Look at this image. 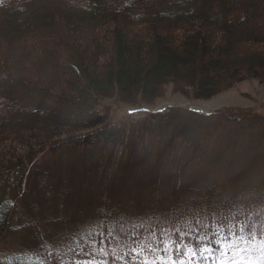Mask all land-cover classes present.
Returning a JSON list of instances; mask_svg holds the SVG:
<instances>
[{
	"label": "trees",
	"instance_id": "16d2710c",
	"mask_svg": "<svg viewBox=\"0 0 264 264\" xmlns=\"http://www.w3.org/2000/svg\"><path fill=\"white\" fill-rule=\"evenodd\" d=\"M249 78L264 86V0H0V240L26 245L0 264L202 262L264 237V114L168 105L116 120L102 102L153 103L168 86L209 100ZM106 146L73 186L36 169L45 154ZM121 173L133 193L108 214V197L126 198ZM78 189L94 224L46 235L58 221L46 199L79 205Z\"/></svg>",
	"mask_w": 264,
	"mask_h": 264
},
{
	"label": "rangeland",
	"instance_id": "374dc122",
	"mask_svg": "<svg viewBox=\"0 0 264 264\" xmlns=\"http://www.w3.org/2000/svg\"><path fill=\"white\" fill-rule=\"evenodd\" d=\"M102 102L110 107L111 117L114 119H120L122 116H129L138 118L146 110L161 109L168 105H181L185 107H192L197 110L205 112H211L220 107L232 106L251 108L255 112L264 114V86L256 79L249 78L242 80L234 86L220 92L216 96L209 100H199L183 96L179 92H174L170 86L166 88L164 95L155 100L153 103H136L125 104L121 103L117 96H111L105 98ZM92 149V150H90ZM95 149V150H94ZM111 147H79V148H64L52 154H45L42 156L36 169L42 176H47L48 171L66 175V182L68 186H73L80 174L95 162L101 155H107ZM114 150V148H113ZM254 160V161H253ZM247 161V159H244ZM254 166L258 165L260 161L258 159H252ZM251 164V165H252ZM241 171H247L248 167L244 163L240 166H236ZM215 170V168L213 169ZM213 170L207 172L209 176L219 178V174H214ZM119 179L118 186L116 187L120 200L115 196L108 197L106 206L107 213L111 214L116 208L115 212H121L125 210L124 200L129 202L128 195L125 191L133 193V184L126 175L123 173L118 174L116 180ZM61 183V181H58ZM124 189V190H123ZM141 190V189H140ZM139 188L138 193H141ZM78 197L81 199V204L77 205L76 199L72 193L63 194L62 198L56 202L54 199L49 198L45 206L41 210L43 214L50 215L56 221L50 227L46 226L44 233L50 234V237L66 235L68 238H77L79 235L86 233L88 225H93L95 222V212L98 210L94 206L87 204V191L85 189H78ZM43 201V199H42ZM90 200H87V202ZM118 204V206L116 205ZM40 203L37 202V207H40ZM104 207V208H105ZM92 221V222H91ZM46 233V235H47ZM22 234L17 236H9L0 240V253L3 254H15L26 253V245L22 244L20 238ZM204 260L198 261V257H189L187 259H180L178 261H171L168 264H264V237L262 238H232L231 240L222 243L219 251L216 253L206 252L203 255ZM31 263V262H30Z\"/></svg>",
	"mask_w": 264,
	"mask_h": 264
},
{
	"label": "snow or ice",
	"instance_id": "6c2138e0",
	"mask_svg": "<svg viewBox=\"0 0 264 264\" xmlns=\"http://www.w3.org/2000/svg\"><path fill=\"white\" fill-rule=\"evenodd\" d=\"M221 264H223V262H221Z\"/></svg>",
	"mask_w": 264,
	"mask_h": 264
}]
</instances>
